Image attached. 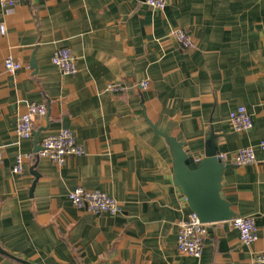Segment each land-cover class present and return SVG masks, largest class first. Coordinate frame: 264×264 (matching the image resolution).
I'll return each instance as SVG.
<instances>
[{
    "label": "crops",
    "instance_id": "0c3cea01",
    "mask_svg": "<svg viewBox=\"0 0 264 264\" xmlns=\"http://www.w3.org/2000/svg\"><path fill=\"white\" fill-rule=\"evenodd\" d=\"M174 27L187 29L193 49L171 36ZM60 47L77 56L76 74L52 62ZM8 56L23 67L0 74V264H252L264 252V0H170L164 10L144 0H15L6 8L0 0V68ZM112 82L125 90L109 91ZM32 102L47 105L34 122L37 143L16 133ZM240 105L253 118L248 131L228 118ZM151 124L168 126L192 153L214 131L233 165L225 199L236 216L255 218L253 245L220 221L206 224L200 260L179 252L180 222L193 210L173 182L170 146ZM65 127L85 154L63 166L37 157L13 171L19 153ZM247 146L256 162L237 164L235 152ZM80 186L107 192L121 209L74 206L69 192Z\"/></svg>",
    "mask_w": 264,
    "mask_h": 264
},
{
    "label": "built area",
    "instance_id": "2783aa9c",
    "mask_svg": "<svg viewBox=\"0 0 264 264\" xmlns=\"http://www.w3.org/2000/svg\"><path fill=\"white\" fill-rule=\"evenodd\" d=\"M149 6L164 10L170 0H144ZM15 4V0H1L2 7H8ZM5 27L1 25V32ZM171 36L185 49H193L195 42L187 29L174 27L171 30ZM77 56L69 47L58 48L53 56L52 62L59 68L63 74L73 75L78 72ZM23 64L16 61L12 56H8L4 61V67L0 68V74L7 72L15 74L22 69ZM142 89L146 90L150 85L149 79L139 82ZM107 89L112 92L125 90V86L119 82L109 83ZM47 114V105L44 103H29L25 113L21 114L16 133L20 140L30 139L34 133V122L38 116ZM229 121L236 131H248L254 123L253 118L247 108L243 105L231 110L228 115ZM264 149V141L260 144ZM86 153L85 148L76 140V134L70 128H61L58 132L46 136L41 144V148L35 152L19 153L16 157V163L13 167L15 173L23 170L26 160H34L37 157H46L59 166H63L69 157L81 156ZM3 156L0 149V160ZM218 157L226 161L227 155L219 153ZM234 160L237 164H251L256 162V152L253 146L242 147L234 154ZM69 200L78 208L87 209L93 213L107 212L116 214L119 212L120 203L116 198L100 189H86L77 187L69 192ZM231 225L239 232V237L244 245L251 246L258 239V227L253 216H236L230 220ZM207 223H203L199 216L192 212L190 216L180 222V229L177 235V246L181 254L192 256L200 260L207 233ZM201 264V263H197ZM252 264H264V252H256Z\"/></svg>",
    "mask_w": 264,
    "mask_h": 264
},
{
    "label": "water",
    "instance_id": "95a60500",
    "mask_svg": "<svg viewBox=\"0 0 264 264\" xmlns=\"http://www.w3.org/2000/svg\"><path fill=\"white\" fill-rule=\"evenodd\" d=\"M31 65L34 68L37 66L34 58L31 60ZM151 126L169 144L173 156V182L182 199L199 216L200 220L203 223H211L230 221L236 217L231 204L225 199L222 188L224 171L233 165L218 157L220 152L214 131L211 130L207 137L205 150L202 153H192L185 142L177 140L169 133L168 126L164 129L159 128L157 124H151ZM40 133L41 130L34 131L35 143ZM33 174L36 179L32 185V191L39 177L37 172Z\"/></svg>",
    "mask_w": 264,
    "mask_h": 264
}]
</instances>
